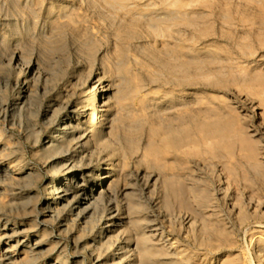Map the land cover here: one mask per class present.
<instances>
[{
	"label": "rangeland",
	"instance_id": "1",
	"mask_svg": "<svg viewBox=\"0 0 264 264\" xmlns=\"http://www.w3.org/2000/svg\"><path fill=\"white\" fill-rule=\"evenodd\" d=\"M19 75L31 91L9 117L23 124L1 140L32 172L0 177V220L29 231L28 204L48 197L53 123H90L98 98L105 134L70 150L112 168L113 235L154 224L175 264H264V0H3L0 102ZM48 229L45 254L61 242L68 264H90L77 244L89 234Z\"/></svg>",
	"mask_w": 264,
	"mask_h": 264
},
{
	"label": "bare ground",
	"instance_id": "2",
	"mask_svg": "<svg viewBox=\"0 0 264 264\" xmlns=\"http://www.w3.org/2000/svg\"><path fill=\"white\" fill-rule=\"evenodd\" d=\"M26 71L23 66L21 74ZM22 75L16 77L20 88L17 96L0 102V125L3 123V127L0 126L2 178H15L32 172V168L24 167L19 160L12 158L8 153L10 146L1 140L3 130L10 131L12 124H23L9 117L10 111L17 114L25 109L24 99L31 91L28 77L23 79ZM93 102L89 106V114L93 116L90 123H83L82 113L76 117L67 114L53 123L44 142L45 151H50L46 162L47 170L51 172V181L47 185L48 197L44 202L28 204L31 219L29 231H24L19 220H0V264H18L22 252L30 257L26 264H68L61 242L52 246L46 254L44 252L50 240L56 237L54 231L47 236L49 225H57L60 232L76 234L85 231L89 234L78 239L77 244L84 245L91 259L90 264H175L174 244L158 232L157 225L151 224L152 233L142 231L141 236L133 241L125 231L113 235L123 220L119 217L120 206L114 201L111 200L107 208L103 207V199L114 192L112 168L103 163L97 164L87 153L78 156V152L70 150L92 137L100 139L105 134V109L98 98ZM135 222L139 220L136 218ZM152 235L155 237L151 238ZM152 240H162L160 247L166 248L168 252L160 255Z\"/></svg>",
	"mask_w": 264,
	"mask_h": 264
}]
</instances>
